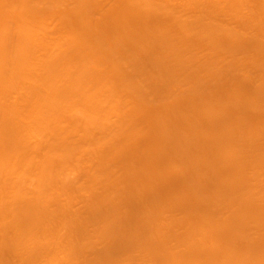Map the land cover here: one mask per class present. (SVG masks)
<instances>
[{
  "label": "bare ground",
  "instance_id": "obj_1",
  "mask_svg": "<svg viewBox=\"0 0 264 264\" xmlns=\"http://www.w3.org/2000/svg\"><path fill=\"white\" fill-rule=\"evenodd\" d=\"M108 1L0 0V264H8L9 262L11 263V261V264H16V259L13 260L11 259V257L8 258L10 261L7 259V257H9L10 255L14 256L12 258H17L19 256L18 262H20L21 259L22 264H41V262L42 264H81L82 262L79 259H81L80 257H85V248L89 247L88 245H90V243L93 246L94 244L96 245L94 247L95 249L92 247L95 250L94 254L96 253V256L93 254L91 245L89 247L91 248V250L87 248V251L89 250L91 252V257L93 256L94 258L95 256V258L92 260L87 253L88 255L86 256L88 257H85L84 260L81 259L84 261L83 264H264V189H262L264 188V183H261V181L264 180V175L262 174L264 173V143L262 141L264 140V129L262 127L264 126L262 125L264 124V121L262 119L264 115H261L264 114V112L262 113V111H264V70L262 69V71L259 67V71L257 68L258 66L256 67V65H259V63L262 62L261 60L264 58V52L260 51L264 48V40H259L260 38L264 39V35H260L259 37L258 33L260 29L261 31H264V0ZM110 2L113 3L111 4ZM246 2H250L248 3L250 5H248ZM253 2H256V4L260 6L259 11L261 10V12L257 10L260 14L258 15V13H256L257 6H255V8H252L255 9L254 11L256 12L254 14L256 15H253L251 17V15L253 14L252 12L254 11H250L252 14L249 13L250 15L248 14V17L250 16L249 18H251V20L247 16V18H243V16L246 15V13H248L249 11L246 12L244 11L245 9L242 10V7L244 6V8H246L245 6L248 5L246 9L248 10L249 8L250 10H252L251 6L256 5ZM252 3L254 5H252ZM69 4L73 7L66 6ZM156 4L159 6H157ZM101 5H105L109 10L102 7L100 12L97 8H100ZM139 7H141V9ZM239 8H241V12H245V14H239L240 16L238 15L237 17V15L235 14L237 12V9L238 13H241ZM102 9H104L103 12ZM110 9L111 12H109ZM225 9H228V13H226L227 11ZM94 10H97L96 12L98 13V15H96L97 13L93 15V13H95ZM221 10H223V13H225L227 16L228 14H232L229 13L230 10V12H233V10L236 11L233 13L234 15H229L231 18H228L225 14V16H222L223 13L221 12ZM98 11L101 14H105V16H107L108 14L109 15L104 18L102 17L103 15L101 16ZM104 11L109 13L106 15V12ZM191 11L192 13L194 11V13H196V11H200V13H197H199L198 15L201 16L195 15V19H191L189 18L191 15ZM53 16L54 18L57 16L56 19H58V22H56V19H53ZM234 16L235 19H232V17L234 18ZM92 17L94 19L99 17H102L104 19L100 18L97 21H92ZM225 17L226 19L228 18L231 20L228 22L224 19ZM51 19L55 22L53 21L54 23H52ZM115 20L117 21V23L114 22ZM47 21H51V23L53 24V28L51 27L50 31L48 30V28L50 29V26L52 25H50V23L48 22V25H50L48 27ZM236 21H238L239 24ZM246 21H250V25H252V22L254 23L257 21V25L259 26H257L256 23H254L253 26H257L255 27L258 32H254L255 34H253L255 36H257L258 34L257 38L259 37V39H256L255 37V39L252 38V41L250 37L249 39L251 42L248 41L247 43H245L248 44V46L244 45V43L242 44L244 46H241V43L238 39L239 37L237 36V34L239 35V33H234L235 31L233 28L235 27V24L237 27L241 24L239 27L241 28L242 26L244 27L242 29H246V26H249L248 22ZM144 22H147L146 24L148 25L149 30L145 26ZM55 23L56 25L57 23H59V27L58 25L56 26ZM154 23L156 24V26L158 25V27L154 26ZM229 23H234V27L230 26ZM152 24L154 25L152 26ZM150 25L153 28L150 27ZM13 26L15 27V29L12 28ZM165 26H168L169 30H172V28L174 29L172 31L168 30L166 32L168 27L165 29ZM143 27L148 31H146ZM52 29L57 31H54V33ZM49 32H52L53 36L50 33V37ZM61 33L66 36H61ZM172 34L174 35L171 37ZM252 37L254 36L252 35ZM59 38H61V41H59ZM193 41L197 44L202 42L200 44H204L206 47L209 46L207 48L208 54L209 51L210 53L213 51V53L209 54L208 56V62H206V70L209 75H213L215 81L209 83L208 87L206 85L207 88H205H209V90L202 89V92H200V87L198 88L197 86L196 88V76L198 78L202 75V78H200L202 82L205 77L207 78L208 76L204 67L205 64L203 66L204 69H202L203 72H195L196 70L194 69L192 71V67H195L193 66V60L190 59V56H192L190 54V50L193 49L191 43ZM223 43H226L228 45V52L233 54L231 55L226 51L227 54L231 55V58L233 56H238L237 54H235V52H244V49L247 47L251 48L252 50L254 49V55L258 53L257 59L260 61H258L257 59L255 60V62L252 61V65L255 66H253V68L251 69L257 68L256 70L261 75V79L263 77V83L260 82V84L262 83V85H258L260 86L258 90H256L258 88L256 86V89L254 88L255 91H252V93L256 92V95L253 93L255 98H253V96H249V101H246L241 105L238 104L237 101V104L234 102L235 100L233 101V97L235 99L236 97H241L240 92L238 94L237 91L232 90L233 88H230L231 91H227L223 86L219 85L222 83L220 81V83L218 82V85L216 84V80H218V76H220L219 74L225 69H220V67H218L221 70L218 71V68L216 69L215 65L216 60L224 51V48L222 47ZM187 46H190L192 49H189ZM249 48L248 50L245 49L244 52L246 53L247 51L248 54L239 52V56L240 54L250 56L252 52L249 51ZM254 51L257 53H255ZM259 51L263 53V55H261L262 53H260V57L263 56V58L259 57ZM157 53H167V55L169 54V56L165 58V56H167L165 55L164 57L158 59ZM215 54H219L217 56V59H215ZM223 54H221V56ZM145 55H147V57L149 56L148 62L151 61L150 64L154 66L155 70L152 71L153 67L151 69L148 68L145 70V68L141 65L139 67H136L135 70L132 68L134 70H132L133 72L130 71V65H135V63H138L140 60L147 61V57H145L146 59L143 58ZM211 55L212 57H210ZM239 56L237 57V64H235V62L233 63L234 60L231 59V61H229L230 63H227H229V66L231 62L232 65H234H231L230 67L225 66L226 68H228V70L225 69L229 73L228 79L230 77H233V73L234 76H236L234 78H237H230L228 80V82L230 83L231 80L233 83H235L234 81H236V84H234L235 86H233V83H231L234 89H238L237 87L242 88V85H238H240L241 83L243 84L247 79L245 75L243 76L244 78L242 77L241 74L244 73H240V70L243 69V67H248L249 60L243 59L246 62L241 61V63L245 62L243 64L240 63L241 65H244L243 67L241 66V68L239 67ZM236 57L233 58L235 59V61L237 60ZM256 61L259 63L257 64ZM125 63H127L129 67ZM227 63L225 65H228ZM263 63L261 64L264 67ZM235 65H239L238 67L239 69H241H236ZM249 65L250 67H252L250 61ZM125 66L128 68H126ZM234 66L235 72L236 70H238L240 71V74L234 72ZM250 67H248L247 69L249 70ZM124 68H126V70L128 69L130 72L127 70V72L125 73L126 70ZM231 69L233 71H231ZM148 70L150 73H152L151 75ZM217 72H219V74H217ZM231 72L232 74H230ZM181 73L182 75L185 74L184 76L186 78L184 76L183 77L191 83L195 82L196 80V84L193 83L195 87L192 86L193 84L191 83V86L189 85L190 88L193 87L191 89V92L195 93L191 95L192 98H190L189 95V98L184 101H180V99L178 98L180 95L177 96L178 93H173L175 91L171 90V88L173 89V84L179 83L182 79H184L182 78ZM203 73L206 74L205 77H203ZM135 74H137L138 78L139 76H141L142 78L144 77L143 80H145V82L143 80H140V82ZM177 75L179 77H177ZM239 75H241L240 78L237 77ZM131 76H135L138 79V82L135 77ZM180 76L181 80L178 81L180 79ZM242 79H245L244 82H242ZM108 80L110 81V83ZM111 82L114 83V86ZM237 82H239L240 84L238 83L237 85ZM109 84H111L112 86ZM205 84L206 83L203 82L204 86ZM200 85L201 87L203 86L201 83ZM222 87L223 90L221 91L223 95L220 91ZM224 89L226 90V92ZM218 90L220 92H218ZM223 91L224 93H228V95L230 94V92H233L229 95V97L228 95L224 94ZM17 92H20L19 95ZM12 93L17 94L14 95ZM147 93H153L154 95H152L157 97V100L159 97L161 98V96L163 99H166L165 101L161 98V103L159 101V104H161L162 106H158V102L156 100L157 106L155 105V107L150 110V114L148 113V105L144 103V101L147 100L150 96ZM217 93H220V96H217ZM10 94L14 96H10ZM196 94H199L198 97L196 96ZM15 96H17L18 98H14ZM223 96H225V100L230 103L228 104L225 101L228 106L225 102V104H223ZM9 97H13V99L15 100H11L15 102L9 100ZM202 97L203 99L201 100V102L200 99ZM214 97H219L221 99L215 100ZM167 98H169V100H167ZM195 98L196 100H199H197L196 102V100H194ZM16 99L18 100L16 101ZM122 99L125 100H123V103L121 101ZM177 99L179 101H177ZM191 99L192 101L194 100L197 103L196 104L194 102L197 106H199L196 108V111H199V113H202L203 115H198V113L194 111L195 109H192V107L190 106ZM212 99L215 101H212ZM126 100L133 102L130 103L131 105L127 103L129 104L127 106V104L125 105V103L127 102ZM172 100H175L173 101L174 104L172 103ZM198 101H200L202 104ZM230 101L234 102V105ZM120 104L123 105L120 106ZM176 104H181L180 106L182 107V109H184V107L188 105V107H186L187 109H185L188 110L191 107L190 111L193 110L191 111L193 113L187 111L188 114L195 113L197 116L195 114H190L191 116L189 115V117L184 109L186 115L182 116L179 114L180 116L176 115L177 117L175 118L174 115L177 113V109L175 108ZM199 104L201 106L205 105L204 108L206 110ZM200 107L202 108L201 110L204 109L203 111H205L206 113V120L204 119L202 121L204 125H201V123L198 122V117L201 118L202 116H205L204 112L200 111ZM121 109H124V111H122ZM240 111L241 114L245 113L249 116H246L245 114L241 115L239 113ZM139 112L140 114H138ZM249 113H251L253 116ZM257 114H260L262 117L258 116ZM255 115H257L261 119H259ZM192 116H195V119L197 117L196 120H193L197 121L195 124H200V126L198 125L199 127H196L197 125H194L193 120L191 122L189 121V119L193 118ZM251 116L255 118L252 119ZM247 119L250 122H248ZM261 120L263 122L262 124L259 123L261 122ZM175 121H179V125L181 127H179L178 123L176 122V125L179 127V129L175 126L178 129H175L177 130L176 132L174 129L168 130L172 127L175 128ZM252 121L254 123H252ZM235 122L238 123V125L234 124ZM171 123L174 124L172 127L170 126ZM258 123L262 125V128H259L260 126H258ZM149 124L151 127H149ZM233 124L237 126L235 127ZM163 125H167V127L169 128L163 127ZM254 125H256L255 127L257 129L254 128ZM159 126H161V128ZM140 127H145L144 129H146V127H148L149 129L151 128L152 133L151 135H149L146 141L142 138L141 140L140 138H138V131H141L138 130ZM162 127L167 128L164 130H168V133L164 132L163 130L164 133L161 132L163 133V135L160 134ZM253 128L256 133L252 131ZM144 129L142 128V130ZM200 130H203L201 131L202 133L200 132ZM172 131L176 133V135ZM208 131L212 132L211 136L208 134L206 136V132L208 133ZM135 132H137V134H135ZM191 132L195 134L193 135ZM250 133L253 134L251 135ZM188 135L192 136V139ZM195 135L196 137H194ZM133 137L136 138V140ZM169 137L170 139H173V141H167ZM35 138H37V141L33 142L35 141ZM130 138H133V141ZM155 138L158 139V141ZM111 139H113V141L119 139L120 141L117 142L127 141V143H129V146L127 145L126 148H123L122 146H118L117 144H115L117 146H115L114 144L110 145L112 143H115L112 142ZM163 139L164 141L169 142L170 145L168 146L167 142L163 143V141H160ZM174 141H177L175 145L176 149L175 147H173V145H171ZM139 142L145 144H147L146 142H148V144L150 143V149L148 150L149 152L147 151V160L149 159L148 161L150 163H147L148 165L150 164L149 167H151L155 171V176L159 178L162 177V180L160 179L159 181H163L160 182L162 189L161 191L164 195H162L163 198L168 194V196H166L168 198L165 197L163 199L162 197H157V193L152 191V193L154 192V197L159 198V200L161 199L160 203L162 202L163 205L159 204L160 206L158 205L156 207V205L158 204L157 201L159 200H154V198L152 199L150 197V199H148L149 202L150 200L152 201V203L155 201L157 202L156 204L154 203L155 206H152L151 209H153V211L155 209V212L157 213V211L160 210L159 208H161L162 206L159 213H161L162 211V214L164 216L161 214L160 217H158L159 214H154L155 212L150 209L151 205L149 204L152 203H147L145 205L144 202L143 204L145 208L143 207L142 209H150L151 214L153 213V215L157 216L152 218L153 215L150 216V214H148L149 210L148 212L144 210L145 214H147L145 215L146 218L144 217L145 220L148 218V215L149 217H151L150 219L148 218L149 220L147 219L146 222H144L145 220L142 222L143 217L139 215V213L141 212L142 215L144 213L140 207L138 208L142 211L138 209L139 212L137 211V216L136 214L135 216L132 215V217L130 216V214L126 216L127 213L125 214L124 211V206L126 204L128 205V201L126 203V198L129 196L128 200H130V197L133 195L130 194L134 193L135 195L134 188H136L137 192L139 189L142 191L144 189V186L148 187L150 183L154 181V178L150 175L149 179L148 173H145L146 176L143 174V170L144 172H147V169H145L146 166H144V169L139 167L142 170L141 172V170H138L137 167L133 166L135 163L133 165L131 164L133 163V160L134 162L136 161V159H134L135 154L133 153H135V150L137 148L136 145L138 144L137 146H139V144H141ZM131 143L135 148H131ZM152 143L156 148L152 146L151 149L150 146L152 145ZM237 145L239 147L241 145V148H239ZM158 146L161 147L162 150H160L163 156L160 155L161 153H159L160 150ZM113 147L115 149L117 148L116 152ZM119 147H122L123 149ZM128 147H130V149ZM201 147H203V149ZM207 147L209 150L206 149ZM111 148L113 149V151ZM83 149H85L86 153L89 152L87 154V157H89L90 155L94 157L88 159L90 163L94 161H91L90 159H100L102 157V162L108 163V161H110L108 164H113L112 166L113 168H115L114 165L116 164L114 163L118 162L117 165H119V161L121 160L120 162L122 166H124V168L131 165L133 168L130 166V169L134 171L135 174L137 173L136 171H138L137 174H139V177H136L132 171H128V169L125 168L128 172H130V174H128V172H125L126 170L123 167L120 173L125 170V174L121 175L123 178V175H125V179H123L122 177H118L120 176V173L115 175H111L110 173L107 174L108 177H106L107 179L105 178L104 180H108L109 178L108 181H112L111 185H114L112 184L114 180V183H116V185H119V183H117L119 182V180L116 181V178H120L122 180L120 182H123L127 185L126 186L124 184V188H129L128 191H126L127 189H122L123 186H116V189L115 187L109 185L110 183L107 184L108 181L106 182L102 180V182L99 183V180H101V178L103 179V174H105L106 171H109V169L112 170V167L110 165L106 163L107 166H104V169L106 168V170H104L102 167L104 163H98V161L101 162V159H95L98 163L96 164L100 169H98V166L95 164V168L92 167L93 165L90 166V169L92 170L98 169L96 170L98 174H101L99 173V170L100 172L101 170L104 171V173L102 172V177L95 174L96 172L94 171V173L90 172L91 174L100 176L97 181H94V175L92 176L91 180H93L94 183L97 182L95 183L97 185L95 186L93 184V186L97 188L99 185H103L104 181V186L106 185L105 187L109 186V188H112V191L110 189H107L105 191L103 189L105 187H102V185L97 188L99 189V191L104 190L103 195L102 192L99 193L98 190L96 191L98 192V194H100L99 196L102 195L100 197L102 198L101 201H98L100 199L99 198L98 200L96 199V201H91L92 203H90L88 201L89 198L85 197L87 200V204H85L86 202H84L83 205L86 206V211H84L85 206L83 207V205L81 204V207L85 214L86 212H89V209H93V204L97 201L99 204L97 205L96 203V205L98 206V211H100V209H103V206L105 205L104 207H106V209L101 210V212L95 210L97 209V207H94V209L89 212L90 215L87 213L88 216H91L92 214V216L96 215L95 217L97 218L101 216L100 219H102V221H99V225L104 226L102 228L99 226L101 230L97 226V218V224H94V219L91 217L93 219V223H91L92 219L88 220L90 217L87 218L86 215L85 219L86 221H88L85 222L88 226H86V224L84 223V219L83 223L85 224V226H83L82 230L79 231L77 229H79L80 227L76 228L78 227L77 225L79 222L75 219L74 215H71L75 220L72 221L76 222L77 225L76 223H73L71 221V217L67 219V217L72 214L70 209L72 208V204H74L73 200L78 197L76 198L78 202V200L82 196L83 192L80 193L77 189L80 182L83 183L85 189H94V191L91 192V197L94 193L95 196L97 195V193L95 192V188H92V186L91 188H89V185H92L93 183L92 182L90 184L91 180H87V178L89 177H85V179H83L85 180L84 182L81 179L84 176H80L81 171L82 175H86L84 173L90 170L88 167V164L90 163H87L88 160L86 162L84 161L87 159V157L85 156L86 154ZM120 149L123 152L120 151ZM191 149L193 152L192 154ZM200 150L206 151L205 153H207V151L208 153H210L205 154L203 151L202 155V152ZM128 151L132 152L133 155H131V153L129 154ZM169 151H171V155L169 154ZM83 152L86 159L82 158ZM112 152H114L113 155L117 152L119 154H115L113 156ZM96 153H99L101 156L97 157ZM126 153L127 155L129 154L128 157H130L131 155L130 160L128 159V157H126ZM120 154H123V156ZM166 154L167 156L169 155V157H167ZM173 155L176 157V162L175 157H172L174 158L173 160L171 158V156ZM206 155H210L211 158L210 156L207 157L208 162H205L204 167L201 161L206 158ZM164 156H166L167 158ZM103 157L106 158V162L104 161ZM164 159H168L170 161V169H167V171H165V169H163L164 167H162V160ZM179 159L183 161L182 163H184L183 166H181L182 169L177 167V169H172L171 163L173 164L175 162L177 164V162L179 163L180 161ZM111 160H113L114 163H111ZM124 160H127V162L124 163ZM186 162L187 164H189L185 166ZM83 163H87L85 167L87 166L88 170L87 168L83 170ZM160 163L162 166H158L160 165ZM155 164L157 166H155ZM189 165H192V171H189L188 168L186 171V168H184ZM69 166H71L72 168ZM80 166L82 170L80 169L81 171L76 172L79 174H77L78 176L71 172L74 170V168L76 169V167L78 168L76 170H79ZM153 166L155 169L153 168ZM158 168L161 169L158 171ZM178 169H180V171ZM85 170L87 171L83 173V171ZM67 171L69 174L66 173ZM70 173L72 174L70 175ZM90 173L87 174H89L90 176ZM188 173L191 175L190 177L187 176ZM177 174H179V177L180 175H182L181 179ZM66 175H70V179ZM130 175L132 177L134 176V179L130 178ZM109 176H111V178ZM114 176L117 177L114 179ZM73 177H76V179L74 178V181ZM78 178L80 179V181L79 183L77 182V185L75 182L79 180ZM176 179L181 185H179V189L177 188L178 185H173L176 187H173L172 189V184ZM125 180L129 184L126 183ZM149 181L151 182L148 183ZM164 182L165 184H163ZM183 183H187L185 185L186 188L182 187ZM86 184L89 187H86ZM84 186H79L80 191H82ZM100 187L102 188V190ZM71 190H73L74 192L77 191L81 194V196H78L80 194H78L77 192L76 195H78L76 196ZM132 190H134V192H132ZM173 190H178L177 192L175 191L177 195ZM70 191L72 192V196H76H73V200L70 198ZM125 191L126 193H131L128 195V193L126 194ZM171 191L174 192L173 198L171 195L173 192L170 193ZM67 192L70 196L67 195ZM119 192H122V194L125 193L127 197H122L123 195L118 194ZM137 192L136 194L139 193ZM152 193L151 195L153 197ZM186 193H190L188 194L189 196ZM64 194L67 195L70 199L66 197L64 198ZM116 194L117 196L119 195L120 198H117ZM95 196L92 197L94 198V200L95 198L99 197L98 195L96 197ZM136 196L132 199H137L138 196L137 198ZM59 197L67 200L64 201ZM177 197L183 198V200H178ZM121 198L125 199V201L123 199L124 205L122 206L124 212L123 216L125 215V218H132L128 219L130 220L129 223L131 222V224H134L133 228L129 227L133 226V224L129 226L127 224H123L128 220L126 219L125 221L123 216H119V219H117L118 215L116 211L117 208H120L119 206H121ZM174 198L178 200L181 206L179 203L175 202L176 200ZM184 198H186V200ZM115 199L118 200L116 201ZM162 199H170V201L165 200V202H163ZM70 200L72 201V204L70 203ZM119 200L120 202H118ZM184 200L186 202H183ZM82 201H85V199L83 198ZM102 201L104 204L102 203ZM117 202L118 207H116ZM166 202H174L171 204H175V207L170 203L169 204L172 207H167ZM88 203H90L91 205L89 204V206ZM139 204V206H143V204ZM87 205L92 209L87 207ZM147 205L148 207H146ZM99 206L102 208L99 209ZM177 206L178 209L176 208ZM181 207H184L183 209L190 212L186 213V211ZM168 208H172V211L176 209L175 211H173V213H175L173 214L172 218L173 220L174 218L176 220L172 221V211ZM166 209H168L169 211ZM179 209L180 211H178ZM68 210L70 211V214ZM164 211L171 216L168 215L169 217H165L166 214L164 213ZM178 212L180 214H183L182 217H180ZM184 213L185 215H188L185 216ZM176 214L179 216V218L182 219L176 218ZM139 216H141L142 218H139ZM162 216L164 217V221H161L163 219ZM161 217L162 219L160 220ZM135 218L141 220L137 223H134L136 222ZM165 218L167 219L166 223ZM69 219L71 225L73 223L72 226H74L75 224L76 227L74 226V228L76 229L71 226L70 228H73V231L70 228L69 229L71 231L69 229V231H67L64 227L63 228L68 233L65 230L59 231L62 226H67L69 224ZM66 221L67 224L65 225ZM168 221H170L169 224H167ZM171 222L173 224H170ZM83 223L79 224V226L84 225ZM88 223L92 224V227L96 226L99 228L98 231H100L101 234L99 235L98 232L99 238L98 235H96L97 237L94 238L100 240V246H102V242H104L105 240L104 238H107L108 240L110 238V242L113 239L112 242L115 243V245H118V243L120 242L121 244H123V246L119 243V249L116 250L118 246L116 248L114 247V252L112 248L111 251L113 252L112 254H110V248H107L109 251L108 252L105 248L106 246L104 247V245L107 244L111 245V243H108V240V242L105 240V242L103 243V248L99 246V240H96L97 244L95 243V240L94 242H91L94 238L92 239L91 236H89L91 233L88 232V229H90L91 226H89ZM179 224L182 225V227L184 225L185 228L183 229ZM173 225H175L176 228H180V230L182 228L184 231L181 230L180 232V230L177 229L180 234L178 232L176 233L175 231H172V228H175L172 227ZM125 226L130 228L131 231L127 233V229H125ZM84 227H86L85 230L87 232L83 230ZM94 227L92 230L96 231V229L98 228L95 227L94 229ZM176 228L174 230H176ZM64 231L69 236L62 238L59 233L65 235ZM80 231L84 232V234H82ZM95 231L92 232V236H95ZM139 231L140 233H138ZM77 232H80L82 236L85 235L83 237L86 238V240L83 241V237L79 238L78 236L80 234L78 235ZM71 233H75L74 235L76 236L72 235V237L70 235ZM130 233L135 234L131 235L132 237L136 236L133 238L131 237L132 241L133 239H138V243H136L137 241L135 243L134 241L130 242ZM103 236L104 238H102ZM124 238H130L128 239L130 243H125ZM175 238L176 240L179 239V245L176 242ZM77 239H81V243ZM170 240L171 242L173 241V243L176 242V245H172L173 243H171ZM82 242H86L84 245H87V243L88 245L84 248ZM80 244H82V246H80ZM112 245L110 247H112ZM97 246H99V248L96 249ZM132 249H137V252L140 253L139 256H144L143 260H140L137 252H134ZM130 252H132V254L134 252L135 255L137 254L139 258L134 259L133 257L135 256L132 254V256L129 254L131 256V258H129L130 256L128 257V253ZM4 258H6L7 261ZM78 260L80 261L79 263ZM86 260L91 261L85 262Z\"/></svg>",
  "mask_w": 264,
  "mask_h": 264
},
{
  "label": "rangeland",
  "instance_id": "obj_2",
  "mask_svg": "<svg viewBox=\"0 0 264 264\" xmlns=\"http://www.w3.org/2000/svg\"><path fill=\"white\" fill-rule=\"evenodd\" d=\"M104 1H105V0H104ZM107 1H108V0H106V2H107ZM109 1H111V0H109ZM109 1H108V2H109ZM71 2H72V1H71ZM71 2H70V4H71ZM113 2H114V1H113ZM113 2H110V3L112 4ZM115 2H116V1H115ZM246 3H247V2H246ZM246 3H245V4H246ZM248 3H250V2H248ZM248 3H247V4H248ZM253 3L256 4V2H253ZM253 3H252V5H254ZM258 3H259V2H258ZM66 4H67V3H66ZM70 4H69V5H66V6H71ZM72 4H73V3H72ZM104 4H105V3H104ZM108 4H109V3H108ZM108 4H107V6H108ZM247 4H246V5H247ZM95 5H96V4H95ZM109 5H110V4H109ZM114 5H115V3H114ZM156 5H157V4H156ZM248 5H250V4H248ZM248 5L245 6V7L247 8ZM112 6H113V5H112ZM157 6H159V5H157ZM255 6L259 7V8L256 7V11H257V10L259 11L260 6H258L257 4L254 5V6H251V8H252V7L255 8ZM71 7H73V6H71ZM74 7H75V6H74ZM102 7H103L104 9L106 8L105 5H101L100 8H97V9L100 11ZM109 7H110V6H109ZM67 8H68V7H67ZM139 8L141 9V7H139ZM242 8H243L242 10L245 9L244 11H246V12L249 11V12L246 13V15H244L245 12H244V13L241 12V10H240L241 8H239V10H240L241 13H238V9H237V12L235 13V14L237 15V17H238L239 14H242V13H243V15L245 16V17L243 16V18H247V17H248V14L251 13L250 11H254V10H255V9H253V8H252V10H250L249 8H248V10H247L246 8H244V6H243ZM95 9H96V8H95ZM104 9H102V12H103ZM106 9H108V7H107ZM111 9H112V8H111ZM111 9H110L109 12H111ZM108 10H109V9H108ZM225 10H226V9H225ZM225 10H224V12H225ZM94 11H95V13H93V15L97 13V12H96L97 10H94ZM99 11H98V12H99ZM226 11H227L226 13H228V9H227ZM230 11H231V10H230ZM230 11H229V13H232V14H228V16H227L225 13H223V10H221V12L223 13L222 16H225V15H226L228 18H231L229 15H231V16L234 15L233 13H234L236 10H233V12H230ZM256 11L252 12L253 14L251 13V14H252L251 17H252L253 15H254V16L256 15V14H254ZM258 11H257L256 13H258V15H259V14H260L259 12H261V10H260L259 12H258ZM100 12H101V11H100ZM100 12H99V13H100ZM104 12H106V11H104ZM109 12H106V15H107ZM194 12H195V11H194ZM194 12L192 13V11H191V13H190L191 15H190L189 18H191V19H195V15H198V14L200 13V11H196V13L199 12V13H197V14L194 13ZM222 13H220V14H222ZM100 14H101V13H100ZM100 14H99V15H100ZM201 14H202V12H201ZM224 14H225V15H224ZM96 15H98V13H97ZM102 15H103V16H102ZM108 15H109V14H108ZM108 15H107V16H108ZM236 15H235V16H236ZM249 15H250V14H249ZM258 15H257V16H258ZM51 16H52V15H51ZM51 16H50V18H51ZM101 16L104 17V18L107 17V16H105V14H103V13L101 14ZM198 16H201V15H198ZM198 16H197V17H198ZM235 16H234V18L232 17V19H235ZM239 16H240V15H239ZM246 16H247V17H246ZM56 17H57V16H56ZM56 17L54 18V16H53V19L55 20ZM93 17H94V16H93ZM93 17H92V18H93ZM95 17H98V16H95ZM102 17L95 18V19H94V18H93V19L91 18V20H92V21H93V20H94V21H95V20L97 21V20H99L100 18H101V19H104V18H102ZM249 17H250V16H249ZM249 17H248V18H249ZM48 18H49V17H48ZM228 18L226 19V17H225L224 19H225L226 21L229 22L231 19H228ZM249 19L251 20V18H249ZM249 19H247V20H249ZM46 20H47V19H46ZM51 20H52V19H51ZM54 20H52V23L55 22ZM57 20H58V19H56V22H58ZM225 20H222V21H225ZM236 20H237V19H236ZM253 20H254V19H253ZM253 20H252V21H253ZM53 21H54V22H53ZM220 21H221V20H220ZM233 21H235V20H233ZM233 21H232V22H233ZM48 22H49L50 25H52V26L48 25V24H49ZM114 22L117 23L116 20H115ZM236 22L238 23V21H236ZM246 22H248V24H249L250 21H246ZM45 23H46V22H45ZM52 23H51V21H47V25H48V27L50 26V29L48 28L49 31L51 30V27L53 28V24H52ZM144 23H145V22H144ZM146 23H147V22H146ZM146 23H145V26H146L147 29H148V25H147ZM224 23H225V22H224ZM234 23H235V22H234ZM234 23H231L232 25H231L230 23H229V24H230V26L234 27V25H233ZM254 23H256V25H257V21L254 22ZM254 23L252 22V23H251L252 25L249 24V26H246V27H247L246 29H242V28H244V27H242V26H241V28H240L239 26H240L241 24H240L238 27H237L236 24H235V27H237V28H235V27L233 28L234 31H235L234 33H236V34L239 33V35L237 34V36L239 37L238 39H239V41H240V43H241V44H240L241 46H244V45H247V46H248V44H245V43H247L248 41H250V39L253 41V39H255V37H256V39H259L260 35H261V36L264 35V34H262V33H264V31H261V29L259 30V32L256 30V27L259 26V25H257V26L255 25V26H256V27H255V26H253ZM258 23H259V22H258ZM58 24H59V23H57V25H58ZM149 24H150V23H149ZM154 24H155V23H154ZM154 24H152V26H153ZM238 24H239V23H238ZM55 25H56V23H55ZM55 25H54V27H55ZM57 25H56V26H57ZM59 25H60V24H59ZM59 25H58V27H59ZM141 25H142V24H141ZM243 25H244V24H243ZM11 26H12V25H11ZM152 26L150 25V27H152ZM154 26H156V24H155ZM156 27H158V25H157ZM167 27H168V26H167ZM167 27L165 26V29H166ZM12 28L15 29L14 26H13ZM56 28H57V27H56ZM143 28H144V27H143ZM152 28H153V27H152ZM54 29H55V28H54ZM144 29H145V28H144ZM147 29H145V30L148 31L149 29H148V30H147ZM150 29H151V28H150ZM173 29H174V28H172V30H173ZM257 29H258V28H257ZM52 30H53V29H52ZM168 30H169V27L167 28L166 32H167ZM172 30L170 29L169 31H172ZM255 30H256V31H255ZM54 31L56 32L57 30H53V32H54ZM55 32H54V33H55ZM149 32H150V31H149ZM173 32H175V31H173ZM173 32H171V33H173ZM254 32H258V33H259V37H258V38H257L258 34H257V36H255V35H254V34H255ZM261 32H262V33H261ZM50 33H51V35L53 36V33H52V32H49V35H50ZM57 33H58V32H57ZM253 33H254V34H253ZM260 33H261V34H260ZM58 34H59V33H58ZM61 34H62L61 36H66V35H63V33H61ZM64 34H65V33H64ZM174 34H175V33H174ZM174 34H172L171 37H172ZM51 35H50V37H51ZM54 35H55V34H54ZM169 35H170V33H169ZM252 35H253L254 37H252ZM56 36H57V35H56ZM58 36H60V35H58ZM250 37H251V38H250ZM61 38H63V37H61ZM61 38H59V39H60L59 41H61ZM249 38H250V39H249ZM252 38H253V39H252ZM49 39H50V38H49ZM57 40H58V39H57ZM62 40H63V39H62ZM259 40H264V39H263V38H262V39L260 38ZM205 42H206V41H205ZM205 42H204V43H205ZM250 42H251V41H250ZM250 42H249V43H250ZM61 43H62V42H61ZM190 43H191V42H190ZM192 43H193V44H192ZM192 43H191V46H192L193 49H192L190 46H187L189 49H192V50H193V51L190 50V51H191L190 54L192 55V56H190V59L193 60V63H194L193 66H195L194 68L191 66V67H192V71H193V69H194V70H196L195 72H199V73H200V72H203L202 69H204V68H203L204 64H205L204 67H205V70H206V62H208V56H209V54H212L213 51H212L211 53H210V51H209V54H208V49H207V48H208L209 46L206 47L204 44H200V43H202V42L198 43V44H200V45H198L197 43H194V41H193ZM243 43H244V45H242ZM194 44H195V45H194ZM179 45H180V43H179ZM188 45H189V44H188ZM207 45H208V44H207ZM182 46H183V45H182ZM187 47H186V48H187ZM222 47L224 48V51H223V48H222V51H223L224 54L221 53V54H223V55L221 56V54H220V57H219V58L217 57L219 54H215V55H216V58H215V59L218 58V59L216 60V64H215V65H216V69H217L218 67H220V69H224V68H225V69L228 70V68H226V67L229 66V63H230L229 61H231V59H232V60H234L233 63L235 62V64H237V63H238V58H237V57L239 56V52H240V53H244V52H245V49L248 50V48H249V47H247V48H245V49L243 48V49H244V52H241V51H239V52L237 51L238 53L235 52V54H237L238 56H237V57H236V56H233V57L231 58V55H233V54H231L230 52H228V50H229L228 45H227L226 43H223V44H222ZM245 47H246V46H245ZM188 48H187V49H188ZM211 49H212V48H211ZM227 49H228V50H227ZM243 49H242V50H243ZM250 49H251V48H249V51L252 52V54H250L251 52L249 53L250 56H249V55H244V54L247 53V51H246V53H244L243 55L240 54V56H239V65H240V66H239V65H238V66H239V67H241V66L243 67L244 65H241V64L245 63L246 61L243 60V59H246V60H249V61L251 62V66H252V67H250V65H249V61H248V67H250L249 70L247 69L248 67H246V68L243 67V69H241V68H242V67H241V68H240L241 70H240L239 67H238L237 65H235V66H236V69L238 68V69L241 71V72H240V71L236 70V72H237L238 74H240V73H244V74H241L242 77L245 75V77L247 78V79L245 78V79H246L245 82H244L245 79H244V80L242 79V82L245 83V84L243 83L244 85H243L242 83L240 84V83H239L240 81L237 82V85H238V83H239L240 85H238V86H241V85H242V88H241V87H237V85H236V87H237L238 89H234L233 86H235L234 84H236V81L233 80V81L235 82V83H233L232 80H231V83H233V86H232V84H231L230 82H228V80H229L231 77L228 79V75H229V73H228V71H226L225 69L223 70L224 72L222 71L220 74H219V72H217V74L220 75V76H218V77H219V79H221V80H219L218 78H215V79H218V80H216V84L218 85V82H219V81L222 82V83L219 84V85L223 86L227 91L230 90V88H231V89L233 88V89H232L233 91H237L238 94H239V92L241 93V97H236V96H235L236 99H238L239 101L236 100V99L233 97V101L235 100L234 102H235L236 104H237V102H238V104H240V105L243 104V103L246 102V101L248 102V101H249V99H248L249 96H250V97L253 96V98H255L254 95H253L254 92L252 93V91H255L254 88H255L256 86H257L258 88H257V89L255 88V89L258 90L259 87H260V86H258V85H262V83L264 82V81L262 82V79H263V77H264V73H263V77H262V79H261V75H260V74L258 73V71L256 70L257 68H258V70H259L260 68H261V70H262V69L264 70V67H263V65L261 64V63H263L264 58H263V56L260 57V53L264 52V51H263L264 48H263V50H260V51H262V52L259 51V57H260V58H263V59L261 60L262 62H260V63L256 61L257 64L259 63V65H261V66L256 65V67L258 66L257 68L255 67L256 69H251V68H253V66H255V65H252V63L255 62V60L258 58V55H257L258 53L254 51L255 53H257V54L254 55V53H253V50H254V49H253V50H252V49L250 50ZM209 50H210V48H209ZM226 51H227L228 53H230L231 55H230V54H227ZM188 52H189V50H188ZM192 53H193V54H192ZM247 54H248V53H247ZM165 55H167V53H165V54H163V53H157V58L160 59V58L164 57ZM261 55H263V53H262ZM168 56H169V54H168L167 56H165V58L168 57ZM187 56H188V54H187ZM145 57H147V55H145L143 58H145ZM210 57H212V55H211ZM210 57H209V59H210ZM234 57H236V59H237L236 61H237V62L235 61V59H233ZM143 58H142V59H143ZM147 58H148L147 61H146V60H144V61H143V60H142V61L140 60L138 63H135V65H133V64L130 65V67H129V65L127 64L128 62L125 63V64H127L128 67L131 68L130 71H132L133 69L135 70L136 67H139V66H141V65L145 68V70L148 69V68L151 69L152 67H153L152 71L155 70L154 66H153L152 64H150L151 61L148 62V60H149V56H148ZM165 58H163V59H165ZM240 58H242V59H240ZM145 59H146V58H145ZM257 60H258V59H257ZM241 61H245V62H242V63H241ZM252 61H253V62H252ZM258 61H260V60H258ZM191 62H192V61H191ZM227 62H229V63H227ZM226 63H227L228 65H225ZM240 63H241V64H240ZM125 64H124V65H125ZM129 64H130V63H129ZM254 64H255V63H254ZM263 64H264V63H263ZM190 65H191V63H190ZM231 65H232V62H231V64H230V66H231ZM233 65H234V64H233ZM233 65H232V66H233ZM246 65H247V64H246ZM246 65H245V66H246ZM225 66H226V67H225ZM230 66H229V67H230ZM235 66L233 67V68H234V69H233L234 72H235ZM125 67H126V66H125ZM128 67H126V68H128ZM259 67H260V68H259ZM262 67H263V68H262ZM126 68H124V69L126 70ZM132 68H133V69H132ZM195 68H196V69H195ZM244 68H245V69H244ZM220 69L218 68V71H221ZM127 70H128V69H127ZM127 70L125 71V73L127 72ZM134 70H133V71H134ZM205 70H204V71H205ZM233 70L231 69V71H233ZM263 70H262V71H263ZM128 71H129V70H128ZM130 71H129V72H130ZM133 71H132V72H133ZM150 71H151V70H150ZM152 71H151V72H152ZM259 71H260V70H259ZM262 71H261V73H262ZM148 72H149V70H148ZM236 72H235V73H236ZM239 72H240V73H239ZM149 73H150V72H149ZM151 74H152V73H150V75H151ZM183 74H184V73H183ZM197 74H198V73H197ZM197 74H196V75H197ZM206 74H207V76H208L207 78L205 77ZM206 74L203 73V75H204L203 77H205V79L203 78V79L205 80V81L203 80V82L206 83L205 86L203 85V82H202V80L200 79V78H202V77H201L202 75H201L200 77H198V78H197V76H196V80H197L196 88H197V86H198V88L200 87V88H201V91H200V92H202V89H206V88L208 87V84H209V83H212V81H215L213 75H212V74L209 75V74L207 73V70H206ZM217 74H216V75H217ZM230 74H232V72H231ZM135 75H136V77H137V74H135ZM181 75H182V73H181ZM184 75H185V74H184ZM184 75H182V78L185 77ZM235 75H236V74H235ZM241 75H239V76H237V77L240 78ZM183 76H184V77H183ZM214 76H215V75H214ZM131 77H135V76H131ZM136 77H135V78H136ZM140 77H141V76H139V78L137 77V78L139 79V81L144 79V77H143V78H142V77L140 78ZM177 77H179V76L177 75ZM234 77H236V76H234V73H233V77H232V78H234ZM137 78H136V79H137ZM185 78H186V77H185ZM185 78L181 80V76H180V79L178 78V79H179L178 81L181 80L182 82L180 81L179 83L173 84V89L171 88V90L175 91V92H173V91H171V92H173V93H178V95L176 94L177 96L180 95V96L178 97V98L180 99V101H184V100H186L187 98H189V95H190V98H192L191 95L195 93V92H193V93L191 92V89H192L193 87L190 88V86H191V84H193V83L196 84V83H195L196 80H195V82H192V83H191V82H189V81H188L187 79H185ZM232 78H231V79H232ZM243 78H244V77H243ZM108 79H109V78H108ZM133 79H134V78H133ZM138 79H137V82H138ZM145 79H146V78H145ZM234 79H237V78H234ZM147 80H148V79H147ZM192 80H193V79H192ZM108 81H109V80H108ZM112 81H113V80H112ZM134 81H135V80H134ZM143 81L145 82V80H143ZM175 81H176V80H175ZM193 81H194V80H193ZM140 82H141V81H140ZM144 82H143V84H144ZM147 82H148V81H147ZM176 82H177V81H176ZM188 82H189V84H188ZM220 82H219V83H220ZM260 82H262V83L260 84ZM109 83H110V81H109ZM111 83H113V82H111ZM190 83H191V84H190ZM200 83L203 85L202 87H201ZM146 84H147V83H146ZM194 84H193L192 86H194ZM216 84H215V85H216ZM109 85H111V84H109ZM189 85H190V86H189ZM206 85H207V87H206ZM211 85H212V84H211ZM215 85H214V87H215ZM111 86H112V85H111ZM113 86H114V83H113ZM212 86H213V85H212ZM231 86H232V87H231ZM194 87H195V86H194ZM205 87H206V88H205ZM210 87H211V86H210ZM223 87H222V89H220V91L223 90ZM212 88H213V87H212ZM212 88H211V89H212ZM211 89H210V90H211ZM213 89H214V88H213ZM225 89H224V90H225ZM206 90H209V88L206 89ZM226 90H225V92H226ZM189 91H190V92H189ZM204 91H205V90H204ZM214 91H215V90H214ZM220 91L218 90V92H220ZM230 91H231V90H230ZM230 91H229V92H230ZM233 91H232V92H233ZM162 92H163V91H162ZM200 92H199V93H200ZM232 92H230V94H231ZM17 93H18V92H17ZM17 93H15V94H17ZM19 93H20V92H19ZM19 93H18V95H19ZM189 93H190V94H189ZM223 93H224V91H223ZM235 93H236V92H235ZM255 93H256V92H255ZM255 93H254V94H255ZM12 94H14V93H12ZM12 94H10V96H14V95H15V94H14V95H12ZM147 94H148V93H147ZM147 94H146V95H147ZM152 94H153V93H152ZM152 94H148V95H150L152 98H154L155 96H153L154 94H153V95H152ZM221 94H222V91H221ZM224 94L228 95V93H224ZM230 94H229V95H230ZM172 95H174V94H172ZM176 95H175V96H176ZM198 95H199V94H198ZM198 95L196 94L197 97H198ZM216 95H217V96H220V93H217ZM222 95H223V94H222ZM222 95H221V96H222ZM229 95H228V96H229ZM255 95H256V94H255ZM150 96H149V97H150ZM177 96H176V97H177ZM194 96H195V95H194ZM201 96H202V95H201ZM238 96H240V95H238ZM16 97H17V96H15L14 98H16ZM149 97H148V99H147V96H146V99H147V100H145V98H144V100H145L144 103L148 105V106H147V108H148V113L150 112V110H152V109L155 107V105H156V100H157V97H155L156 99L154 98L155 101H154V99H152L151 97L149 98ZM204 97H205V96H204ZM224 97H225V96H223V98H224ZM229 97H230V96H229ZM9 98H10V97H9ZM9 98H8V99H9ZM17 98H18V97H17ZM159 98H160V97H159ZM159 98H158V100H157V102H158V103H157L158 106L161 105V104H159V101L161 100L162 96H161L160 99H159ZM199 98H200V96H199ZM214 98H215V100H216V99H221V98H219V97H217V98L214 97ZM226 98H227V97H226ZM253 98H252V99H253ZM11 99H12V100H15V99H13V97L10 98L9 100H11ZM162 99H163V98H162ZM202 99H203V97L200 99V101H201ZM247 99H248V100H247ZM12 100H11V101H12ZM17 100H18V99H16V101H17ZM123 100H124V99L121 100L122 103H123ZM163 100L166 101V99H163ZM167 100H169V98H167ZM194 100H196V98H195ZM194 100L192 101V99H191V104H190V106L192 107V109H195L194 111H195L196 113H198V115L201 116L202 113L200 114L199 111H198V112L196 111V110H197L196 108L199 107V106L196 105V104H197L196 102H197V100H199V99H197L196 102H195ZM215 100L212 99V101H215ZM227 100H228V98H227ZM230 100H231V99H230ZM124 101H125V100H124ZM126 101H127V100H126ZM128 101H129V100H128ZM128 101L125 103V105H126L127 103L130 104L131 102H133V101H131V102H130V101L128 102ZM146 101H147V103H146ZM161 101H162V100H161ZM161 101H160V103H161ZM170 101H171V100H170ZM170 101H169V102H170ZM173 101H175V100H172V103H173ZM177 101H179V100L177 99ZM200 101H198V102L201 103L202 101H201V102H200ZM222 101H223V104H225V103L227 102V101L225 100V98H224ZM225 101H226V102H225ZM228 101H229V100H228ZM236 101H237V102H236ZM12 102H15V101H12ZM134 102H135V101H134ZM163 102H164V101H163ZM163 102H162V103H163ZM194 102H195L196 104H195ZM224 102H225V103H224ZM230 102H232V101H230ZM234 102H232L233 105H234ZM135 103H136V102H135ZM135 103H134V104H135ZM170 103H171V102H170ZM176 103H177V102H176ZM227 103L230 104L229 102H227ZM227 103H226V105H227ZM129 104H127V106H128ZM173 104H174V103H173ZM173 104H172V105H173ZM201 104H202V103H201ZM205 104H206V103H205ZM232 104H231V105H232ZM245 104H247V103H245ZM122 105H123V104H120V106H122ZM130 105H131V104H130ZM180 105H181V104H180ZM180 105H178V104L175 105V108L177 109V113L174 115L175 118H176L179 114L182 115V116H183V115L185 116V115H186L185 112H187V111H188V112L193 111V110L190 111V109H191L190 106H189L190 108H189L188 110H186V109H187L186 107H188V105H187L186 107L183 106L184 109L186 108V109H185V112H184V109H182V107H181ZM185 105H186V104H185ZM199 105H200V104H199ZM231 105H230V106H231ZM156 106H157V105H156ZM161 106H162V105H161ZM200 106H201V105H200ZM204 106H205V105H204ZM204 106L202 105L201 107L204 108ZM227 106H228V105H227ZM242 106H244V105H242ZM131 107H132V106H131ZM201 107H200V111H203L205 108H204L203 110H201V109H202ZM121 110L124 111V109H121ZM205 110H206V109H205ZM139 111H140V110H139ZM188 112H187V114H188ZM203 112H204V115H205V114H206L205 111H203ZM263 112H264V111H262V113H263ZM76 113H77V112H76ZM148 113H147V116H148ZM152 113H153V112H152ZM191 113H193V112H191ZM191 113H189L188 116H189ZM239 113L241 114V111H240ZM138 114H140V112H139ZM149 114H150V113H149ZM155 114H157V113H155ZM194 114H195V113H194ZM194 114H191V115H194ZM240 114H239V115H240ZM242 114H245V113H242ZM242 114H241V115H242ZM247 114H248V113H247ZM249 114H251V113H249ZM176 115H177V116H176ZM180 115H179V116H180ZM191 115H190V116H191ZM195 115H196V114H195ZM202 115H203V114H202ZM245 115H246V114H245ZM251 115H252V114H251ZM257 115H258V116H261V115L263 116L264 114H261V115H260V114H257ZM257 115H255V116L258 117ZM190 116H189V117H190ZM196 116H197V115H196ZM246 116H249V115H246ZM252 116H253V115H252ZM252 116H251V117H252ZM262 116H261V117H262ZM186 117H187V116H186ZM192 117H193V116H192ZM194 117H195V116H194ZM194 117L191 118V119H189V121L191 122L193 119H195ZM202 117H203V116H202ZM202 117H201V118L198 117V122L201 123V125H204V124L202 123V121H203L204 119L206 120V118H205L206 115H205L203 118H202ZM179 118H180V117H179ZM181 118H182V117H181ZM249 118H250V117H249ZM254 118H255V117H254ZM254 118L252 117V119H254ZM258 118H259V117H258ZM148 119H149V118H148ZM173 119H174V118H173ZM183 119H184V118H183ZM196 119H197V117H196ZM196 119H195V120H196ZM259 119H261V118H259ZM259 119H258V120H259ZM262 119H263V121H264V116H263ZM170 120H171V119H170ZM170 120H169V121H170ZM175 120H176V119H175ZM258 120H257V121H258ZM147 121H148V120H147ZM169 121H168V122H169ZM185 121H186V118H185ZM247 121L250 122L248 119H247ZM254 121H255V120H254ZM259 121H260V120H259ZM176 122H177V121L174 122L175 125L171 123L170 126L172 127V126L174 125V127L176 126V127L179 129V127H181V126L179 125V121L177 122L178 125H179V127L176 125V124H177ZM190 122H189V123H190ZM193 122H194V125H197V124H195L197 121H194V120H193ZM255 122H256V121H255ZM169 123H170V122H169ZM199 123H198V125L200 126ZM252 123H254V122L252 121ZM252 123H251V124H252ZM259 123L262 124V123H263L262 120H261V122H259ZM259 123H258V124H259ZM191 124H193V123H191ZM234 124H237V125H238V123H236V122H235ZM234 124H233V125H234ZM146 125H147V123H146ZM198 125H197L196 127H199ZM237 125H236V126H237ZM262 125H264V124H262ZM262 125L259 124L258 126H260L259 128H262V127H263V129H264V126H262ZM182 126H183V125H182ZM234 126H235V125H234ZM236 126H235V127H236ZM252 126H253V125H252ZM255 126H256V125H254V128L257 129ZM258 126H257V127H258ZM261 126H262V127H261ZM149 127H151L150 124H149ZM159 127L161 128V126H159ZM159 127H158V128H159ZM163 127H167V125H166V126L163 125ZM163 127H162V130L160 131V134H162V135H163L164 132L168 133V132H167L168 130H171V129H174V130H175V129H177L176 127H175V128L172 127V128H170V129H168V130L165 131L164 129H167V128H169V127H167V128H163ZM202 127H203V126H202ZM235 127H234V128H235ZM140 128H141V127H140ZM140 128H139L138 130H141V131H138V130H137V131L139 132V133H138V138H140V140H141V138H142V139H144V140L146 141V139H147V138L149 137V135H151V133H152L151 128L149 129L148 127H146V129H144L145 127H142L144 130H142V128H141V129H140ZM147 128H148V129H147ZM254 128L252 129L253 132H255ZM259 128H258V129H259ZM178 129H177V130H178ZM201 129H202V128H201ZM156 130H158V129H156ZM156 130H155V131H156ZM159 130H160V129H159ZM163 130H164V132H163ZM177 130H175V132H176ZM197 131H198V129H197ZM201 131H203V130H200V132H201ZM206 131H207V130H206ZM158 132H159V131H158ZM161 132H163V133H161ZM169 132H170V131H169ZM172 132H173V131H172ZM200 132H199V133H200ZM173 133H174V132H173ZM173 133H172V134H173ZM191 133H192V132H191ZM197 133H198V132H197ZM201 133H202V132H201ZM201 133H200V134H201ZM211 133H212L211 131H210V132L208 131V133L206 132V136H207V134L211 136ZM255 133H256V132H255ZM78 134H79V133H78ZM135 134H137V132H135ZM172 134H171V135H172ZM174 134L176 135V133H174ZM189 134H190V133H189ZM192 134H193V133H192ZM192 134H191V135H192ZM194 134H195V133H194ZM194 134H193V135H194ZM250 134L252 135L253 133H250ZM169 135H170V134H169ZM198 135H199V134H198ZM133 136H134V135H133ZM136 136H137V135H136ZM188 136H190V135H188ZM210 136H209V137H210ZM170 137H171V136H170ZM170 137H169V139L167 138V139H168L167 141H169V140H172V141H173V139H170ZM173 137H174V136H173ZM191 137H192V136H190V138H191ZM194 137H196V135H195ZM199 137H200V136H199ZM133 138H134V137H133ZM133 138H130V139L133 141ZM138 138H137V139H138ZM171 138H172V137H171ZM176 138H177V136H176ZM197 138H198V137H197ZM197 138H196V139H197ZM36 139H37V138H35V141H33V139H32V141H33V142H36V141H37ZM126 139H127V138H126ZM134 139L136 140V138H134ZM155 139H156V138H155ZM164 139H165V138H164ZM164 139H163V140H160V141H163V143H164V142H167V141H164ZM174 139H175V138H174ZM191 139H192V138H191ZM198 139H199V138H198ZM121 140H122V139H121ZM156 140L158 141V139H156ZM111 141H112V142H115V143H112V144H110V145H113V144L115 145V144H117L118 146H122L123 148H126V146L129 144V143H127V141H125V142H124V141H123V142H117V141H120L119 139H117L116 141H115V140L113 141V139H111ZM142 141H143V140H142ZM145 141H144V142H145ZM262 141H263V143H264V140H262ZM129 142H130V141H129ZM134 142H136V141H134ZM169 142H170V141H169ZM169 142H167V143H168V144H167L168 146L170 145ZM176 142H177V141H176ZM176 142L174 141L171 145H173V147H175ZM132 143H133V142H132ZM132 143H131V148L133 147V146H132ZM137 143H138V142H137ZM139 143H141V144H139V146H137L138 144H137V145L135 144L137 148H136V150H135V153H133V154H135L134 156H135L136 158L134 157V159H136V161L134 162V160L131 158V159L133 160V163H131V164L133 165V164L135 163L133 166L137 167L138 170H141V168L144 169V166H146L145 169H147V170H146L147 172H144V170H143V174L146 176L145 173H148V176L150 175L151 177H153V178H154V181H152V183L154 182L153 184L150 183L151 181H149L148 183H150V185H149L148 187H147V186L145 187V186L143 185V186H144V189H143L142 191L139 189L141 192H140V191L138 190V188H137V190H138V192H139L140 194L136 191V188H134V186H133V188L135 189V195H134V193H131V192L128 193V192H127L128 195H129L130 193H131L130 195H132V194L134 195V196L132 195L133 197L131 196V197H130V200H128L129 196H128V197L126 196V194H127L126 191H128L129 188H126L127 190L124 188V184H125V183H123V182L121 183L120 181H122V180H121L120 178L122 177V176H121L122 174H125L124 171H125L126 169H128V171H132V170L130 169L132 166L129 165V164H130V163H129V164H128L129 167H125V168H126V169H125L124 166H122V164H121V162H120L121 160L119 161V165H117L118 162H116V160H115L116 163H114V162H113L114 158H113V160H111V163H114V164L117 165V166L114 165L115 168H113V166H112L113 164H112V165L108 164L110 161H108V163H107L106 160H105L106 158H104V157H103V158H104V161H105L108 165H110V166L112 167V170L109 169V168H110V167H109V168H108L109 171H106L107 173L105 172V174H103V179L101 178V180H99V183H100V182H102V180H104L106 177H108V175H107L108 173H110L111 175H115V174H119V173L121 172L122 167L125 169V170L123 169L124 171L122 170L123 172L120 173V176H118V177H120L119 179L116 178L117 176H116V177L114 176V179L116 178V181L119 180V182H117V183H119V185H116V183H114L115 180H114L113 183H112V184H114V185H111V182H112V181L109 182V181H108L109 178H108V180H104V181H106V182L108 181L107 184L110 183L109 185L115 187L116 189H117L116 186H119V187H120V186H123V188H122V187H121V188H122L123 190H124V189L126 190V191H125L126 194L124 193V194H125V195H124V194H122V192H119L118 194H120V195L122 194V195H123L122 197H127V198H126V199H127V200H126V203H127V201H128V205H127V204H126V205H127L128 207L125 205V206H124V208H125L124 211H125V214L127 213L126 216H127L128 214H130L131 217H132V215L135 216V214H136V216H137V211H138V209H139L138 207H140V208L142 209V208L144 207V204H143L144 202H145V205H146L147 203H148V204H149V203H152L151 200H150V202H149V200H148V199H150V197H151L152 199L154 198V200H155V199H156V200H157V199L159 200L160 197L163 198V196H164L163 193H162V191H161L162 189H161V183H160V182H163V181H159L162 177L159 178V177L155 176V175H156L155 171H154L151 167H149L150 164L148 165V163H150V162L148 161L149 159L147 160V155H148L147 151L150 149V148H149V144H150V143L148 144V142H146L148 145L145 144V143H142V142H139ZM153 143H154V142H153ZM153 143H152V145L150 146L151 149H152ZM155 143H156V141H155ZM161 143H162V142H161ZM163 143H162V144H163ZM261 143H262V142H261ZM263 143H262V144H263ZM133 144H134V143H133ZM162 144H160V145H162ZM238 144H239V143H238ZM117 145H115V146H117ZM154 145H155V144H154ZM204 145H205V144H204ZM128 146H129V145H128ZM156 146H157V144H156ZM201 146H203V145H201ZM206 146H207V145H206ZM237 146H238V145H237ZM237 146H236V147H237ZM261 146H262V145H261ZM122 147H119V148H122ZM153 147H155V146H153ZM171 147H172V146H171ZM238 147H239V146H238ZM238 147H237V148H238ZM95 148H96V147H95ZM113 148H114V147H113ZM123 148H122V149H123ZM128 148L130 149V147H128ZM133 148H135V147H133ZM155 148H156V147H155ZM158 148H159V150L161 149V147H159V146H158ZM201 148L203 149V147H201ZM239 148H241V145H240ZM239 148H238V149H239ZM111 149H112V148H111ZM114 149H115V148H114ZM116 149H117V148H116ZM116 149H115V152H116ZM173 149H174V148H173ZM173 149H172V150H173ZM175 149H176V147H175ZM206 149L209 150L208 147H207ZM83 150L85 151V149H83ZM95 150H96V149H95ZM126 150H128V149H126ZM126 150H125V151H126ZM133 150H134V149H133ZM153 150H154V148H153ZM161 150H162V149H161ZM161 150H160L159 153H161ZM168 150H169V147H168ZM170 150H171V149H170ZM204 150H205V149H204ZM204 150H202V151L200 150V151L202 152V155H203V151H204ZM112 151H113V149H112ZM120 151H122V150L120 149ZM131 151H132V150H131ZM157 151H158V149H157ZM166 151H167V150H166ZM173 151H174V150H173ZM87 152H88V151H87ZM95 152H96V151H95ZM98 152H99V151H98ZM118 152H119V151H118ZM118 152L115 153V154H116V155L119 154ZM122 152H123V151H122ZM126 152H127V151H126ZM128 152H129V151H128ZM148 152H149V151H148ZM167 152H168V151H167ZM170 152H171V151H169V154L171 155ZM174 152H175V151H174ZM174 152H173V154H174ZM194 152H195V151H194ZM205 152H206V151H204V153H205ZM43 153H44V152H43ZM88 153H89V152H88ZM88 153H86V151H85V154H86V155H85L84 152H83V153H82V158L86 159L85 156L87 157V154H88ZM113 153H114V152H112V155H113ZM120 153H121V152H120ZM130 153H131V155H133L132 152H129V154H130ZM164 153H166V152H164ZM164 153H163V154H164ZM192 153H193V152H192V149H191V154H192ZM209 153H210V152H209ZM209 153H208V151H207V153H205V154H209ZM91 154H92V153H91ZM93 154H94V153H93ZM98 154H99V153H98ZM98 154L96 153L97 157L101 156L100 154H99V155H98ZM115 154H114V155H115ZM129 154L127 155V153H126V154H125V155H127L126 157H128ZM205 154H204V155H205ZM84 155H85V156H84ZM114 155H113V156H114ZM120 155L123 156V154H120ZM131 155H130V157H131ZM160 155L163 156L162 153H161ZM83 156H84V157H83ZM94 156H95V155H94ZM118 156H119V155H118ZM166 156H167V154H166ZM166 156H164V157H166ZM209 156H210V155H208V156L206 155V158H204L205 156L202 157V158H204V160H202L201 163H202V165H203L204 167H205V162H208L207 157H209ZM106 157H108V156H106ZM130 157H128L129 160H130ZM167 157H169V155H168ZM167 157H166V158H167ZM172 157H175V156L173 155V156H171V158H172ZM89 158H94V157H93L92 155H90V156L87 157V159L84 160V161L86 162ZM116 158H117V157H116ZM119 158H120V157H119ZM210 158H211V156H210ZM95 159H96V158H95ZM95 159H90L91 161L94 160L92 163H90L89 160H88L89 162L87 161V163H90V164H88L89 169H90V166H91V165H93L92 167L95 168V165H97L98 163H102V164L104 163V162H102V157L100 158L101 160H100L99 158L96 159V160H100V161H101V162L98 161V163H97V161H96ZM111 159H112V157H111ZM122 159H123V158H122ZM168 159H169V158H168ZM168 159H167V160H165V159L162 160V161H163V163H162L163 166L161 165V163H160V165H158V166H162V167H164L163 169H165V171H167V169H170V168H169V166H170V161H169ZM173 159H174V158H172V160H173ZM177 159H178V158H177ZM205 159H206V160H205ZM117 160H118V159H117ZM129 160H128V161H129ZM170 160H171V159H170ZM179 160H180V159H179ZM162 161H159V162H162ZM180 161H181V160H180ZM180 161H179V163L177 162V164H176V163H175V162H176V157H175V162H174L175 164H174V163H173V164L171 163V166H172L171 168H172V169H177V168L182 169L181 166H183L184 163H182L183 161H181V162H180ZM82 162H83V161H82ZM125 162H127V160H124V163H125ZM147 162H148V163H147ZM172 162H173V161H172ZM209 162H210V160H209ZM87 163H83V164H84L83 170H84L85 168H87V166L85 167V165H86ZM96 163H97V164H96ZM106 163H104L105 165L103 164V166H102L103 169H104V166H107ZM201 163H199V164H201ZM94 164H95V165H94ZM158 164H159V163H158ZM188 164H189V163H188ZM188 164H187V162H186L185 166L188 165ZM99 165H100V164H99ZM126 165H127V163H126ZM126 165H125V166H126ZM147 165H148V166H147ZM151 165H153V164H151ZM173 165H174V166L176 165V166L174 167ZM71 166H72V165H71ZM71 166H69V167H71ZM82 166H83V165H82ZM97 166H98V165H97ZM130 166H131V167H130ZM155 166H157V165L155 164ZM191 166H192V165H189V166L184 167V168H186V171H187V168L189 169V171H190V170L192 171V167H191ZM69 167H68V168H69ZM74 167H75V166H74ZM100 167H101V166H100ZM135 167H134V168H135ZM139 167H141V168H139ZM176 167H177V168H176ZM68 168H67V170H68ZM71 168H72V167H71ZM96 168H97V167H96ZM132 168H133V167H132ZM153 168H154V166H153ZM156 168H157V167H156ZM76 169H78V168L76 167ZM76 169L74 168V170H76ZM80 169H81V166H80L79 170H76V171L73 170V171H71V172H73L74 174H76V176H78L79 174L76 173V172L82 170V169H81V170H80ZM98 169H100L99 166H98ZM98 169H96V170H98ZM101 169H102V168H101ZM108 169H107V170H108ZM129 169H130V170H129ZM154 169H155V168H154ZM160 169H161V168H160ZM160 169L158 168L157 170L159 171ZM180 169H178V170L180 171ZM70 170H71V169H70ZM87 170H88V168H87ZM87 170L83 171V173L86 172ZM91 170H92V169H90V170H88L86 173H84V174H86V175H82V174H81L82 171H81V173L79 172L81 177L84 176L83 178H81L80 176H79V177L83 180V179H85V177L87 178V176H88L89 178H87V180H89V179L91 180V179H92V176H93L94 174H91L90 172H92V173L96 172L95 169L92 170V171H91ZM104 170H106V168H105ZM110 170H111V172H110ZM93 171H94V172H93ZM128 171L126 170L125 172L127 173ZM135 171H136V170H135ZM161 171H162V170H161ZM183 171H184V170H183ZM262 171H263V170H262ZM262 171H261V173H262ZM69 172H70V171H69ZM102 172L104 173L103 170H101V172H100V170H99V173H101V174H98V172H96L95 174L100 175V176L102 177ZM132 172L135 174L134 171H132ZM132 172H131V173H132ZM136 172L138 173V171H136ZM139 172H140V171H139ZM141 172H142V170H141ZM181 172H182V170H181ZM263 172H264V171H263ZM66 173L69 174L68 171H67ZM87 173H90L91 178H90L89 174H87ZM137 173L135 174V176H136V177H139V174H137ZM157 173H158V172H157ZM176 173H177V171H176ZM178 173H179V172H178ZM183 173H184V172H183ZM186 173H187V172H186ZM186 173H185V174H186ZM189 173H190V172H189ZM189 173H188V175H187L188 177L191 176ZM71 174H72V173H70V175H71ZM77 174H78V175H77ZM128 174H130V172H128ZM141 174H142V173H141ZM180 174H182V173H180ZM262 174L264 175V173H262ZM70 175H68V176L66 175V176L70 179V177H71ZM105 175H107V176H105ZM126 175H127V174H126ZM131 175H133V174H131ZM131 175H130V176H131ZM137 175H138V176H137ZM158 175H159V174H158ZM177 175H178V177H179V174H177ZM177 175H176V176H177ZM69 176H70V177H69ZM94 176H96V175H94ZM94 176H93V178H95L94 181H97V180L99 179V177H100V176H96V177H94ZM104 176H105V177H104ZM123 176H124V178H123V177H122V178L125 179L126 176H125V175H123ZM141 176H142V175H141ZM150 176H149V179H150ZM159 176H160V175H159ZM109 177L111 178V176H109ZM128 177H129V175H128ZM133 177H134V176H133ZM133 177L131 176L130 178H133ZM178 177H176V178H178ZM181 177H182V175H180L179 178L181 179ZM18 178H19V177H18ZM74 178L76 179V177H73V181H74ZM112 178H113V176H112ZM153 178H152V180H153ZM158 178H159V179H158ZM78 179H79V178H78ZM78 179H77V180H78ZM106 179H107V178H106ZM133 179H134V178H133ZM163 179H164V178H163ZM188 179H189V178H188ZM263 179H264V178H263ZM16 180H18V179H16ZM71 180H72V178H71ZM82 180H81V181H82ZM87 180H86V181H87ZM90 180H89V181H90ZM111 180H113V179H111ZM126 180H127V179H126ZM126 180H125V182L128 183ZM156 180H157V181H156ZM161 180H162V179H161ZM172 180H173V179H172ZM189 180H190V179H189ZM189 180H188V181H189ZM79 181H80V179H79L78 181H76L75 183L77 184V182L79 183ZM83 181L85 182V180H83ZM104 181H103V185L101 184L102 187H105V186H106V185L104 186V183H105ZM123 181H124V180H123ZM174 181H175V182H173V184H172V189H173V187H176V186H173V185H178L177 188L179 189V185H181V184L179 183V181H178L177 179L174 180ZM262 181H264V180H262ZM262 181H261V183H264V182H262ZM92 182H93V180L90 181V184H91ZM80 183H81V184H80ZM80 183H79V185L77 184V185H78L77 189L79 190L78 192H80V193L83 192V193H82V196H81V194L78 193L77 191H75V192H74L73 190H71V191H73V193H74L75 195H76V192H77L78 194H80V195H78V194H77V195H78V196H81V197H80L81 201H82L83 198L85 199V201H82V202H81L80 199H79L78 202H77V199H76V198H78V197H76L77 195H76V196L73 195L74 197H76L75 200H73V199H72V198H73V196H72V192L70 191L71 193H69L71 196H70V195L68 194V192H67V195H69L70 198H71V199L73 200V202H74V204H72V201L70 200V201H71L70 203L72 204V206H71V204H70V206L72 207V208L70 209L71 212H72V214H70V211L68 210L70 215L67 217V219H68L69 217H71V218H70L71 221L74 220V218H72L73 216H71V215H74L75 219L78 220L79 223H78V225H77L76 222H73V221H72V222H73V223H76V225L78 226V227H76L75 224H74V226H75L76 228H79V227H80L79 229H77L78 231H79V230H82V228H83V226H85V224H86V226H88L86 222H87L88 220H91L92 218L94 219V224H97V223H98L97 226H98V227L100 226V225H99V221H102V219H100L101 216H99V217L97 218V217H95L96 215H95V216L93 215V216L95 217V218H94V217L92 216V214H91V216H88L87 213L90 215L89 212L92 211V210L94 209V207H95V208L97 207V209H95V210L98 211V206H97V205H99V204H98V201H101V200H102V198H100V197L103 195V191H104V190L106 191L107 189H110V190L112 189V188H109V186H107V187L103 188V189H104L103 191H99V189H97V188H98L99 186H101V185L98 184L99 186L96 188L95 186H96L97 184H95V183H97V182H95V183L93 182L92 185H89V184H88L90 187L87 186V184H86V187L91 188V186H92V188H95V192H96L97 190H98L99 193L102 192V195H101V196H99L100 194H98V192H96L97 195H98L99 197H98V198H95V200H94V198H92V197L95 196V193H94L93 196L91 197V192L94 191V189H93V190H91V189H89V190H88V189H85V186L83 185V183H82V182H80ZM86 183H87V182H86ZM120 183L123 184V185H121ZM146 183H147V182H146ZM148 183H147V184H148ZM93 184H94L95 186H93ZM128 184H129V183H128ZM147 184H146V185H147ZM151 184H152V185H151ZM163 184H165V182H164ZM186 184H187V183H186ZM186 184L183 183V186H182V187H183V188H186V186H185ZM80 185H81V187L84 186L83 189L80 187V188L82 189V191H80V189H79V186H80ZM125 185H126V184H125ZM111 186H110V187H111ZM126 186H127V185H126ZM141 186H142V185H141ZM141 186H140V187H141ZM184 186H185V187H184ZM130 187H131V186H130ZM100 188H101V187H100ZM121 188H120V189H121ZM141 188H142V187H141ZM145 188H146V189H145ZM162 188H163V186H162ZM180 188H181V187H180ZM122 189H121V190H122ZM131 189H132V188H131ZM159 189H160V190H159ZM174 189H175V188H174ZM187 189H188V188H187ZM262 189H264V188H262ZM101 190H102V188H101ZM123 190H122V191H123ZM181 190H182V189H181ZM184 190H185V189H184ZM111 191H112V190H111ZM152 191H154L155 193H157L158 196H157V195H156V196L159 197V198H157V197L155 198V197H154L155 195L153 194L154 192L152 193ZM173 191H174V190H173ZM173 191H171L170 193H172ZM175 191H176V190H175ZM175 191H174V192H175ZM177 191H178V190H177ZM177 191H176V192H177ZM123 192H124V191H123ZM132 192H134V190H132ZM136 192H137L138 194H136ZM174 192L171 194V195H172V198H173V196H174ZM176 192H175V193H176ZM185 192H186V191H185ZM263 192H264V191H263ZM151 193L153 194V197H152ZM65 194H66V193H65ZM65 194H64L63 197H64V198H65V197H66V198H69V197H68L67 195H65ZM160 194H161V196H160ZM186 194L188 195V194H190V193H186ZM83 195H84V197H83ZM97 195H96V196H97ZM136 195L138 196V198H137ZM162 195H163V196H162ZM169 195H170V194H169ZM176 195H177V193H176ZM96 196H95V197H96ZM116 196H117V194H116ZM135 196H136L137 199H132V198H134ZM166 196H168V194H167ZM166 196H165V197H166ZM188 196H189V195H188ZM82 197H83V198H82ZM85 197H88L89 199H90V198L93 199V200H91V199L89 200V199L87 198L88 201H89L90 203H92L91 201H96V199L98 200V199L100 198V199L96 202L97 205H96V203L93 204V205H94V206L92 207L93 209H92L91 207H89L91 204L88 203V205H89V204H90V205H89V206L87 205V207L91 208L92 210H90V209L88 208V209H89V212H86V214H85V212H83V209H82V207H81V206L84 204V202L87 201ZM118 197L120 198L119 195L117 196V198H118ZM165 197H164V198H165ZM175 197H176V196H175ZM59 198H60V197H59ZM64 198H60V199H63L64 201H66L67 199L65 200ZM70 198H69V199H70ZM115 198H116V197H115ZM164 198H163V199H164ZM166 198H168V197H166ZM187 198H188V197H187ZM189 198H190V197H189ZM69 199H68V200H69ZM123 199H124V198H123ZM123 199H122V198L120 199V200H122V203L120 204L121 206H119L120 208H117V211H116V213H117V215H118L117 219H119V216H123V214H124V212H123V207H122V206L124 205V203H123ZM131 199H132V200H131ZM163 199H162V200H163ZM170 199H171V197H170ZM170 199H168V200L170 201ZM174 199H175V198H174ZM177 199H178V200H180V199L183 200V198H179V197H177ZM184 199L186 200V198H184ZM115 200L117 201L118 199H115ZM120 200H119L118 202H120ZM154 200H153V201H154ZM165 200L168 201L167 199H165ZM165 200H163V202H165ZM175 200H176V199H175ZM175 200H173V201H175ZM178 200H176L175 202L179 203ZM185 200H184L183 202H186ZM75 201H76V202H75ZM124 201H125V199H124ZM147 201H148V202H147ZM160 201H161V199H160L159 201H157L158 204L156 205V207H157L159 204H162V202L160 203ZM79 202H81V203H79ZM118 202H117V206H116V207H118ZM157 202L155 201V202H153L152 204H154V203L156 204ZM181 202H182V201H181ZM99 203H100V202H99ZM102 203H103V201H102ZM139 203L143 204V206H142V205L139 206V205H140ZM169 203L171 204V203H174V202H169ZM169 203L166 202L167 207H169V206L172 205V204L170 205ZM81 204H82V205H81ZM85 204H87V202H86ZM103 204H104V203H103ZM152 204H149V205H151L150 209L152 208V206H155V204H154V205H152ZM168 204H169V205H168ZM179 204H180V203H179ZM95 205H96V206H95ZM162 205H163V204H162ZM164 205H165V204H164ZM84 206H85V205H83V207H84ZM104 206H105V205H104ZM104 206H103V209H100V208H102V207L99 206L100 211H98V212H101V210L106 209V207H104ZM159 206H160V205H159ZM172 206L175 207V204L172 205ZM172 206H171V207H172ZM180 206H181V204H180ZM180 206H179V207H180ZM80 207H81V208H80ZM121 207H122V209H121ZM146 207H148V205H147ZM167 207H166V208H167ZM174 207H173V208H174ZM84 208H85L84 211H86V209H87L86 206H85ZM144 208H145V207H144ZM154 208H155V207H154ZM161 208H162V206H161ZM161 208H159V209L161 210ZM176 208L178 209V206H177ZM181 208L183 209L184 207H181ZM115 209H116V208H115ZM141 209H139V210H141ZM146 209H147V208H146ZM146 209H142L143 212H144L143 215L141 214V213H142V212H141L142 210L140 211L141 213H139V215H141V216L143 217L142 222H143V221L145 220V218H146L145 215H147V214H145V211H144V210H146ZM150 209H148L149 212H148V210H146V211L148 212V214H150V216H152L153 213L151 214V210L153 211V209H151V210H150ZM157 209H158V208H157ZM168 209H170V208H168ZM168 209H166V210H168ZM160 210L157 211V213L159 214L158 217H160V215L163 213L162 211H161V213H159ZM166 210H165V211H166ZM170 210L172 211V208H171ZM175 210H176V209H174L173 211H175ZM183 210H185V209H183ZM165 211H164V213L166 214V215H165V217H166V216H168L169 214H167V213H166L167 211H166V212H165ZM168 211H169V210H168ZM171 211H170V212H171ZM173 211H172V214H171V215H172L171 219L173 218V214L175 213V212L173 213ZM178 211H180V209H179ZM185 211H186V213H189V212H190V211L188 212V210H185ZM98 212H97V216H98ZM102 212H103V211H102ZM138 212H139V211H138ZM153 212H155V209H154ZM157 213L155 212L154 214L157 215ZM168 213H169V212H168ZM178 213H179V212H178ZM178 213H177V214H178ZM181 213H183V212H181ZM177 214H176V215H177ZM86 215H87V218L90 217L87 221H86V219H85V218H86ZM162 215H163V214H162ZM171 215H169V216H171ZM176 215H175V216H176ZM179 215H180V217H182L183 214H180V213H179ZM184 215H185V213H184ZM187 215H188V214H186L185 216H187ZM124 216H125V215H124ZM124 216H123V218H124L125 221H126V219L130 218V217L125 218L126 216H125V217H124ZM141 216H139V218H142ZM163 216H164V215H163ZM163 216H162V217H163ZM169 216H168V217H169ZM175 216H174V217H175ZM91 217H92V218H91ZM144 217H145V218H144ZM147 217H148L149 219L151 218V217H149V215H148ZM153 217H157V216L153 215L152 218H153ZM162 217L160 218V220L162 219ZM168 217H167V218H168ZM77 218H78V219H77ZM96 218H97V220H98L97 223H96V221H97ZM133 218H134V217H133ZM148 218H147V219H148ZM176 218H179V216L177 215ZM183 218H184V217H183ZM67 219H66V220H67ZM70 219H69V222H68V223H69L68 225H70V226H68V225H67V226H62V227H61L62 229L60 228L59 231H60V230L63 231V230H65V229H66L67 231H69V230L71 229L70 227L73 225V223H72V225H71ZM79 219H80L82 222H81ZM84 219H85V220H84ZM93 219L91 220V221H92L91 223H93ZM121 219H122V218H121ZM130 219H132V218H130ZM147 219H146V220H147ZM149 219H148V220H149ZM165 219H166V218H165ZM169 219H170V218H169ZM179 219H182V218H179ZM83 220H84V223H85V224L83 223ZM135 220H136V222H134V221H133V222H134V223H137V222L140 221L141 219L139 220V219H136V218H135ZM146 220H145L144 222H146ZM174 220H176V219L174 218ZM174 220L172 219V221H174ZM55 221H57V220H55ZM67 221H68V220H67ZM67 221L65 222V225L67 224ZM74 221H75V220H74ZM85 221H86V222H85ZM118 221H119V220H118ZM129 221H130V220L128 219L127 222L129 223ZM161 221H164V217H163V219H162ZM194 221H195V220H194ZM80 222L83 223L84 225L79 226V224H81ZM127 222H125V223H123V224H127L128 226L133 224V223L131 224V222L128 224ZM166 222H167V219H166L165 223H166ZM169 222H170V221H168L167 224H169ZM196 222H197V221H196ZM100 223H102V222H100ZM88 224H89V226L92 225V224H90V223H88ZM94 224H93V225H94ZM170 224H173V223L171 222ZM62 225H63V224H62ZM179 225H180V224H179ZM179 225H177V226H179ZM74 226H72V227L74 228ZM180 226L182 227V225H180ZM63 227H64L65 229H64ZM66 227H68V228H66ZM93 227H94V226H93ZM93 227L91 226V228L88 229V232H90L91 234H92L93 231H95V230H92ZM95 227H96V226H95ZM95 227H94V229H95ZM98 227H96V228H98ZM100 227L102 228V227H104V226L101 225ZM100 227H99V228H100ZM122 227H124V226H122ZM125 227H126L125 229H127V231H126L127 233L131 231V229L128 228L127 226H125ZM129 227L133 228V227H134V224H133V226H129ZM172 227H175V225H173ZM69 228H70V229H69ZM73 228H72V229H73ZM76 228H74V229H76ZM87 228H88V227H87ZM99 228L96 229V231H95L96 233L94 232V233H95V236H92L93 234L91 235V234L89 233V234H90L89 236H91L92 239H93L94 237H97L96 235H98V232H99V235L101 234L100 231H98ZM101 228H100V230H101ZM170 228H171V227H170ZM175 228H176V227H175ZM175 228H172V231H175V232L177 233V232H178L177 229L180 230V228H176V230H174ZM182 228H183V229L185 228L184 225H183ZM182 228H181V230H183ZM68 229H69V230H68ZM72 229H71V230H72ZM85 229H86V227H84L83 230H84L85 232H87ZM122 229H123V228H122ZM128 229H129V231H128ZM66 230H65V231H66ZM71 230H70V231H71ZM77 230H76V231H77ZM89 230H90V231H89ZM91 230H92V231H91ZM181 230H180V232H181ZM62 231H61V232H62ZM65 231H64V233H65ZM67 231H66V232H67ZM72 231H73V230H72ZM183 231H184V230H183ZM263 231H264V230H263ZM74 232H75V231H74ZM80 232H81L82 234H84V232H82V231H80ZM80 232H77L78 235H79V234L81 235ZM58 233H59V232H58ZM62 233H63V232H62ZM67 233H68V232H67ZM67 233H65V235L63 234L64 237H63V235H62L61 233H59V234L62 236V238H65L66 236H67V237L69 236ZM77 233H76V234H77ZM124 233H125V230H124ZM135 233H137V232H135ZM138 233H140V231H139ZM178 233H179V232H178ZM66 234H67V235H66ZM74 234H75V233H71L70 235H71V236H72V235H73V236H76V235H74ZM179 234H180V233H179ZM78 235H77V236H78ZM80 235L78 236L79 238L85 236V235H83V236H82V235L80 236ZM99 235H98V238H99ZM131 235H135V234H134V233H130V238L132 237ZM136 235H137V234H136ZM58 236H59V235H58ZM71 236H70V237H71ZM73 236H72V237H73ZM101 236H102V235H101ZM101 236H100V237H101ZM254 236H256V235H254ZM56 237H57V236H56ZM78 237H77V238H78ZM133 237H136V236H133ZM133 237H132V238H133ZM59 238H60V237H59ZM79 238H78V239H79ZM83 238H84V237H83ZM83 238H82V240H83ZM102 238H104V236H103ZM130 238H128V239H130ZM132 238H131V241H130V242H133V241H134V243H135V242L137 241L136 243H138V239H137V240H134V239H133V241H132ZM78 239H77V240H78ZM100 239H101V238H100ZM104 239H105L106 241L108 240L107 238H104ZM104 239H103V240H104ZM128 239H125V238H124L125 243H127V242L130 243ZM80 240H81V239H80ZM80 240H78V241H80ZM85 240H86V238H84L83 241H85ZM94 240H95V243L97 244L96 240L98 241L99 239H97V238L95 239V238H94L91 242H94ZM103 240H102V241H103ZM105 240H104V242H105ZM127 240H128V241H127ZM172 240H174V239H172ZM175 240H176V238H175ZM178 240H179V239L176 240L177 243H178ZM102 241H101V242H102ZM108 241H109V242H108ZM108 241H107V242H108V243H111V245H112V244L115 245V243L112 242L113 239H112V241L110 242V238H109ZM117 241H118V240H117ZM99 242H100V240L98 241V244H99ZM104 242H102V246H103V243H104ZM114 242H115V241H114ZM170 242H171V240H170ZM176 242L173 243V241H172L171 243H173L172 245H174V244L176 245ZM80 243H81V241H80ZM82 243H83V242H82ZM85 243H86V242H85ZM85 243H83V245H84ZM119 243H120V242H119ZM119 243H118V245L116 244L115 246L112 245V247H110V246H111L110 244H107V243H106V244L109 245V246L104 245V247L106 246V247H105L106 249L109 247V248H110L109 251L111 252L110 254H112V252L114 251V249H115L117 246H118V247L116 248V250L119 249V247H120ZM125 243H124V244H125ZM128 243H127V244H128ZM120 244H121V243H120ZM87 245H88V243H87ZM87 245H84V248H85V246H87ZM91 245H92V244L90 243V245H88V246L90 247ZM121 245L123 246V244H121ZM178 245H179V243H178ZM80 246H82V244H80ZM95 246H96V245L94 244V246L92 245L91 248H92V247L94 248ZM99 246H100V244H99ZM99 246H97L96 249L99 248ZM102 246H100V247H102ZM89 247H87V248L91 250V248H89ZM114 247H115V248H114ZM87 248H85V257H86V258H87L88 256L91 257V255H90L91 252H90L89 250L87 251ZM93 248H92V249H93ZM102 248H103V247H102ZM109 248H108V249H109ZM112 248H113V249H112ZM94 249H95V248H94ZM94 249L92 250V251H93V254H94V251H95ZM108 249H107V251H108ZM111 249H112L113 251H111ZM132 250H133L134 252H135V251L137 252V249H136V250L132 249ZM132 250H130V251H132ZM109 251H108V252H109ZM114 252H115V251H114ZM116 252H118V251H116ZM134 252H133V254H132V252L128 253V257L132 254V255L135 256V257H133L134 259H135V258H139V257H140V256H139L140 253L137 252V254H138V256H139V257H138L137 254L135 255ZM141 252H143V251H141ZM87 253H88L89 255H88ZM7 254H8V253H7ZM93 254H92V255H93ZM95 254H96V253H95ZM95 254H94V255H95ZM115 254H117V253H115ZM115 254H114V255H115ZM129 254H130V255H129ZM9 255H10V254H9ZM86 255H88V256H86ZM132 255H131V256H132ZM141 255H144V254H141ZM15 256H17V255H15ZM95 256H96V255H95ZM95 256H94V258H95ZM106 256H108V255H106ZM110 256H111V255H110ZM131 256H130L129 258H131ZM136 256H137V257H136ZM6 257H7V256H6ZM10 257H11V259H13V260H14V259L17 260V261L15 262L16 264H19L20 262H21L20 264H22L21 259H20V262H18V261H19V260H18V257H19V256H18L17 258H12V257H14V256L10 255L9 257H7V259L10 258ZM85 257H84V258L80 257V258L84 260ZM128 257H127V258H128ZM141 257H142V259H141ZM141 257H140V260H143V257H144V256H141ZM94 258H93V256L91 257L92 260H93ZM4 259H6V258H4ZM7 259H6V261H7ZM81 259H79V260L82 262L81 264H83L84 261L81 260ZM88 259H90V258H88ZM144 259H145V258H144ZM8 260H9V259H8ZM79 260H78V263L80 262ZM140 260H139V261H140ZM9 261H10V260H9ZM43 261H44V260H43ZM45 261H46V260H45ZM87 261H91V260H86L85 262H87ZM136 261H137V260H136ZM139 261H138V262H139ZM13 262H14V261H13ZM46 262H47V261H46ZM140 262H141V261H140ZM11 263H12V261H11ZM11 263L9 262L8 264H11ZM43 263H44V262H43ZM41 264H42V262H41ZM45 264H46V263H45Z\"/></svg>",
  "mask_w": 264,
  "mask_h": 264
}]
</instances>
